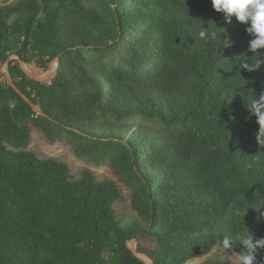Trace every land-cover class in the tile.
Returning <instances> with one entry per match:
<instances>
[{
  "label": "trees",
  "instance_id": "obj_1",
  "mask_svg": "<svg viewBox=\"0 0 264 264\" xmlns=\"http://www.w3.org/2000/svg\"><path fill=\"white\" fill-rule=\"evenodd\" d=\"M0 1V264H148L131 241L154 264H187L225 237L236 254L240 234L264 238V144L248 109L264 64L240 68L257 59L246 25L211 0ZM12 56L37 75L59 68L36 81ZM6 62L44 115L8 85ZM33 129L109 166L132 222L117 216L115 181L73 179L27 151Z\"/></svg>",
  "mask_w": 264,
  "mask_h": 264
},
{
  "label": "clouds",
  "instance_id": "obj_2",
  "mask_svg": "<svg viewBox=\"0 0 264 264\" xmlns=\"http://www.w3.org/2000/svg\"><path fill=\"white\" fill-rule=\"evenodd\" d=\"M211 4L217 13L223 14L226 23H231L232 17H235L237 22L247 26L246 32L252 37L248 44V51L257 59L242 61L240 68L249 72L257 71L264 64V59L260 58L264 56V53L258 54V50L264 49V0H211ZM200 35L205 36V32L201 31ZM248 109L256 117V123L259 125L256 140L262 145L264 144V94H261L259 98L254 97ZM249 234L238 236L243 250L237 253L236 264H259L258 250L264 249V238H254ZM221 247L226 250L232 249V239L225 237Z\"/></svg>",
  "mask_w": 264,
  "mask_h": 264
},
{
  "label": "rangeland",
  "instance_id": "obj_3",
  "mask_svg": "<svg viewBox=\"0 0 264 264\" xmlns=\"http://www.w3.org/2000/svg\"><path fill=\"white\" fill-rule=\"evenodd\" d=\"M1 5H4L3 1H0ZM26 150L34 152L39 158H53L68 164L73 179H79L84 170H91L100 180L115 181L121 187L123 195L122 201L116 205L117 216L125 224L132 222V218L136 213L130 205V190L119 182L118 177L109 166L97 167L94 164L78 159L71 146L61 142L52 143L37 129H33L31 141ZM236 256L237 254L233 250H226L217 246L206 257L193 259L187 264H236Z\"/></svg>",
  "mask_w": 264,
  "mask_h": 264
},
{
  "label": "water",
  "instance_id": "obj_4",
  "mask_svg": "<svg viewBox=\"0 0 264 264\" xmlns=\"http://www.w3.org/2000/svg\"><path fill=\"white\" fill-rule=\"evenodd\" d=\"M14 58H17L20 60V64H21V67L22 69L34 80L36 81H47L48 79L51 78V76L57 71V69L59 68V62L58 60L54 61L52 64H51V67H50V70L46 73V74H43V75H37L36 73H33L27 66V64L21 60L20 58L16 57V56H12L11 58H9V60H12ZM5 67V69H4ZM2 73L5 75L6 79H7V82H8V85L13 87L14 89H16V91L23 97V99H25L32 107L33 109L40 115H44V113L42 112V110L40 109V107L38 106H35L32 104V102L29 100V98L24 95L21 90L15 85L14 81L12 80L11 76H10V73L8 71V62H6L2 69H1ZM129 248L137 255H139V257L143 258V259H146L148 261V264H154L152 258H149L147 257L146 255L144 254H141V253H138L135 245H134V241H131L129 242Z\"/></svg>",
  "mask_w": 264,
  "mask_h": 264
}]
</instances>
